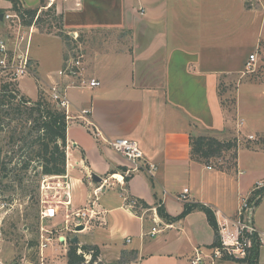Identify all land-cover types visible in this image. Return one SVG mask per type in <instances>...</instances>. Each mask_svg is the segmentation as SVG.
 Returning a JSON list of instances; mask_svg holds the SVG:
<instances>
[{
	"label": "crops",
	"instance_id": "crops-1",
	"mask_svg": "<svg viewBox=\"0 0 264 264\" xmlns=\"http://www.w3.org/2000/svg\"><path fill=\"white\" fill-rule=\"evenodd\" d=\"M79 1L78 6L75 0L57 3L63 31L99 35L96 43L82 44L77 38L78 47L64 58L60 37L35 30L30 46L33 70L47 84L59 83L71 114L65 173L42 177L49 187L42 190L40 215L47 216H40V228L74 235L94 232L88 242L77 240L98 247V264H191L195 249L201 251V264H239L211 255L214 232L202 211L173 221L157 211L161 231L151 236L144 227L147 220L154 225L152 208L177 217L187 201L233 218L240 197L264 180L263 147L240 145L239 140L233 166L218 169L192 158L190 144L193 136L225 139L236 130L238 97L228 110L223 87L245 75L244 61L262 37L253 22L257 8H246L243 0ZM19 2L35 9L40 0L37 6ZM9 11L11 2L0 0V15ZM234 13L239 22H234ZM7 26L0 19V36ZM49 38L59 39L62 48L42 49ZM78 51L86 77L98 80V86H72L79 77L57 75ZM95 129L108 138L135 140L145 160L155 165L153 175L143 168L132 170L125 157L93 135ZM240 130L253 134L244 128V120ZM185 187L187 200H181L178 195ZM128 199L147 207L137 203L133 212L126 206ZM263 203L264 197L251 218L261 243L258 264H264ZM85 208L96 214L74 232L73 212ZM229 229L233 234V226ZM148 235L153 239L146 240Z\"/></svg>",
	"mask_w": 264,
	"mask_h": 264
},
{
	"label": "rangeland",
	"instance_id": "rangeland-1",
	"mask_svg": "<svg viewBox=\"0 0 264 264\" xmlns=\"http://www.w3.org/2000/svg\"><path fill=\"white\" fill-rule=\"evenodd\" d=\"M59 1L60 0H53L50 7L41 9L38 13L41 3L39 2L37 6L38 0H25L29 6L36 5V8L38 9L37 13L39 17L36 19L34 17L31 21V23H34V30H38L39 32L50 36L55 35L60 37L64 43L63 55L65 58L69 56L70 53H73V49L77 48L78 44L73 38L74 35H68L65 37V32L62 28V21L59 18L60 13L56 10ZM243 2L246 8L256 7L258 14L261 6L264 5V0H243ZM43 4L46 5L47 0H44ZM49 8H53V10H49ZM258 14H256V19L253 22H255L259 36L262 34V37L258 39L256 44L257 47L252 48L253 52H257L258 58L255 70L251 73L241 75V78H239L240 82L238 81L237 76V78L230 81V83L223 88L226 96V104L228 105L227 109L229 110V107L234 105L238 97V110L240 117L238 116L237 119L243 118L244 128L253 132L255 137L254 140H248L246 134L241 131L238 134L240 137V145L264 148V18L261 23L262 18L259 20ZM233 15L235 23L241 20L240 17L235 16L236 13ZM8 30L9 28L7 26L5 32ZM78 35V40L82 44L86 43V45L96 43L99 36L93 33L85 35L78 33ZM60 48H62V43L57 38L47 39L46 44L42 46V49H49V52L57 51ZM242 71L244 72V65ZM52 83L49 82V84ZM2 84L15 86L19 95H23L30 100H35L40 92L51 100L48 90L49 84L41 79L37 70H30L29 74L25 77L14 80L0 75V86ZM238 85L239 91L237 94ZM29 124L30 122L25 123L16 119L12 120L10 123L8 119H5L2 124L3 127H1L2 130L0 131V165L5 162L7 163L5 171H2L0 166V264H63V254H65V250L67 251L69 239L77 237L79 240L88 242L92 239L94 232L88 231L81 234L77 233L75 235L72 232H63L62 234L66 237L67 244H59L60 249H55L58 248V245H56V238L60 231H55L50 228L49 230L53 231L51 233L53 238L51 241L46 242L47 245L43 248V251L40 250L41 243L45 242V240L40 237L41 233H43L44 237L49 236V233L42 231L40 228L42 225L40 217L43 194L42 190L46 186V182L43 181V176L39 174V169H33L36 164H34V161L31 162L33 167H29L27 170L21 169L19 165L16 166L19 161L25 160L28 156L26 151L19 149L20 147L23 148L19 136L27 131V126H29ZM236 137L237 133L235 130V132H231V134L225 139ZM29 139L30 137L26 140ZM238 143L239 142L236 141L237 146L235 150L221 153V156L212 158L209 161V164L218 169L231 167L234 163L239 146ZM261 158L264 159V153ZM262 219H264L263 215ZM151 225V220H147L144 230L150 231ZM145 239L149 240L153 239V237L148 235ZM218 240L219 244L217 247L220 250L219 257L216 259H224V256H228V254L223 249L220 235ZM215 248L216 247L211 248V255H214ZM234 254L239 257L238 253ZM95 261H97V263L93 262V264H98V255ZM239 264L244 263L239 262Z\"/></svg>",
	"mask_w": 264,
	"mask_h": 264
},
{
	"label": "built area",
	"instance_id": "built-area-1",
	"mask_svg": "<svg viewBox=\"0 0 264 264\" xmlns=\"http://www.w3.org/2000/svg\"><path fill=\"white\" fill-rule=\"evenodd\" d=\"M52 1L53 0H47V4L41 6L38 10V13L41 9L50 7ZM79 2V0H75V5L78 6ZM38 13L35 16V19L37 18ZM24 18L25 15L22 16V14L13 10L3 14V19L7 22L9 30L0 36V75H3L4 77H9L13 80L25 77L29 74L30 70L34 69L30 55V45L33 33L35 31V27L34 23H24ZM73 38L76 41L78 37L74 34ZM78 52L76 53V55L71 54L70 58L66 61L65 66L63 67V69L59 70L57 75L60 77L65 75H74L79 77V82L77 84H70L72 86L77 85L81 87L90 88L98 86L100 84L98 80L93 78L88 79L86 77L84 72L85 67L82 61L83 55L82 53ZM257 59L258 58L256 51L249 53L244 63L243 74L251 73L255 70ZM48 90L49 97L51 98L52 102H54L57 107L64 110L66 120H68L71 116L69 112L70 101L62 92V87H60L59 83L53 82L52 84L48 85ZM242 125L243 120L238 119L236 121L237 137L235 138L237 142L240 140L238 134L241 132L240 129ZM92 132L96 138L103 140L111 149L125 157L131 163L132 170H139L143 168L147 171L150 176L153 175L155 165L145 160L143 151L135 140L129 138H108L104 136L98 129H95ZM246 137L248 140L255 139L253 134H249ZM208 168H210V166H208ZM125 173L126 175L130 174L129 170L125 171ZM43 176L46 177L45 175ZM120 180H122V178ZM45 187L49 186H47L46 184ZM102 187L103 185L101 184L96 187L94 189V195H96L97 191L101 190ZM263 187L264 180L257 181L247 195L240 197L237 204L236 213L233 218H227L220 211L214 210L223 249L227 252L228 255L236 256L234 253H238L239 257H244L246 255V249L251 245L248 235L254 233L257 234L256 229L251 222V218L255 204L254 202L260 195L256 194L255 196H253V194ZM188 193L189 190L185 187L178 195V198H180L181 200H187ZM251 196L254 197L252 200H250ZM135 201L136 200L134 199H128L126 205L133 212H135V209L137 208V203ZM151 211L153 212L152 221L154 225L149 231V234L153 236L157 232L161 231L160 227L162 224H160L157 219V208L154 207L151 209ZM46 214L47 213L44 212L41 213L42 216H47ZM49 214H53V212ZM95 214L96 213L89 208L78 209L73 212V216L76 219L75 223L73 224L75 228H73V231L77 232L80 226L81 228L85 227V225L88 224L90 219H92ZM65 223H68V220H65ZM230 225L233 226V234L229 232ZM41 230L49 233L48 237H44L43 233H41L40 237L45 240V242H42L40 245V250L43 251V248L47 245L46 242L52 240L53 237L51 233L53 231L47 228H41ZM60 233H58L59 235L56 238V245H58V248L55 249H60L59 244H67L66 237L62 233ZM126 241L129 242L130 238H126ZM219 250L220 249L216 247L214 255L212 256L219 257ZM209 257L211 258V256ZM84 258L85 262H88L90 259V254H84ZM201 261V251L199 249H195V256L191 260V264H201ZM94 263H96V261H94Z\"/></svg>",
	"mask_w": 264,
	"mask_h": 264
},
{
	"label": "trees",
	"instance_id": "trees-1",
	"mask_svg": "<svg viewBox=\"0 0 264 264\" xmlns=\"http://www.w3.org/2000/svg\"><path fill=\"white\" fill-rule=\"evenodd\" d=\"M9 1L12 4V10L22 14V16L25 15L24 23L30 24L36 16L38 9L23 8L19 0ZM43 2L44 0H40V7L44 6ZM51 9L53 10V8H49V10ZM59 18L62 21L61 15ZM66 36L68 35L65 34ZM10 84H2L0 86V131L5 119H8L10 123L14 119L25 123L30 122L29 126H27V131L19 136V140L22 141L23 145V148L20 147L19 149L26 151L28 156L25 160L19 161L16 166L19 165L21 169L27 170L29 167H33L31 162L34 161V164H36L33 169H39V174L42 176L64 174L66 170L65 148L67 126L64 110L58 108L42 92L38 94L35 100H30L23 95H19L15 86H10ZM28 137L30 139L26 140ZM190 144L192 158L206 164L212 158L221 156V153L225 151L235 150L237 146L235 138L219 139L211 135L193 136ZM0 166L2 171H5L7 163H2ZM256 194L260 196L255 200L254 205H257L264 197V187L257 190L253 196ZM253 196L250 197V200L254 198ZM137 203H140L142 207H147L142 201H138ZM194 210L202 211L206 215V219L214 232V240L210 248L217 247L219 244L218 224L215 212L211 206L200 202L187 201L184 210L177 217L168 216L163 212L161 207L157 209L160 216L172 221L182 218ZM248 237L251 245L246 249L244 257L228 255L224 256V259L244 264H258L259 247L261 244L259 237L256 233L250 234ZM88 253L91 258L86 263L84 254ZM98 254L99 249L97 246L80 244L78 241L75 242L70 238L66 251V264H93Z\"/></svg>",
	"mask_w": 264,
	"mask_h": 264
},
{
	"label": "water",
	"instance_id": "water-1",
	"mask_svg": "<svg viewBox=\"0 0 264 264\" xmlns=\"http://www.w3.org/2000/svg\"><path fill=\"white\" fill-rule=\"evenodd\" d=\"M2 17H3V16H2V14H1V15H0V19H1V20H2ZM80 228H81V226H80ZM72 239H73L75 242H77V237H73Z\"/></svg>",
	"mask_w": 264,
	"mask_h": 264
}]
</instances>
